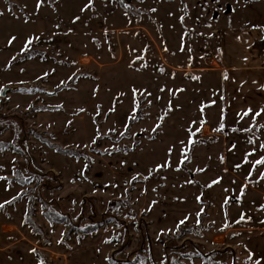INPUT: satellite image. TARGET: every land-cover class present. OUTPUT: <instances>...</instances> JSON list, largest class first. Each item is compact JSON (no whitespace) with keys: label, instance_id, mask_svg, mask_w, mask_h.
<instances>
[{"label":"rangeland","instance_id":"1","mask_svg":"<svg viewBox=\"0 0 264 264\" xmlns=\"http://www.w3.org/2000/svg\"><path fill=\"white\" fill-rule=\"evenodd\" d=\"M263 53L264 0H0V264H249Z\"/></svg>","mask_w":264,"mask_h":264},{"label":"crops","instance_id":"2","mask_svg":"<svg viewBox=\"0 0 264 264\" xmlns=\"http://www.w3.org/2000/svg\"><path fill=\"white\" fill-rule=\"evenodd\" d=\"M261 58L262 59H258L259 62L256 63V65H248L244 68H249L250 70L248 71V73L251 72V70H254L253 72L256 74V76H261L264 77V53L261 54ZM260 63V64H259ZM262 65V66H260ZM264 83V78H262L259 82H258V90L262 89V85ZM255 251H253L254 254H252V257H250V261L249 264H264V243H260L259 246L254 247Z\"/></svg>","mask_w":264,"mask_h":264},{"label":"snow or ice","instance_id":"3","mask_svg":"<svg viewBox=\"0 0 264 264\" xmlns=\"http://www.w3.org/2000/svg\"><path fill=\"white\" fill-rule=\"evenodd\" d=\"M14 39V38H13ZM28 43H31V40L28 41ZM248 113H245V115H247ZM256 115H260V113H257ZM256 164H264V159L261 160H257ZM0 207H2V205H0ZM181 223H183V221H181Z\"/></svg>","mask_w":264,"mask_h":264},{"label":"water","instance_id":"4","mask_svg":"<svg viewBox=\"0 0 264 264\" xmlns=\"http://www.w3.org/2000/svg\"><path fill=\"white\" fill-rule=\"evenodd\" d=\"M8 90H11V88H9V87H3V88L0 90V95L3 96V95L6 93V91H8Z\"/></svg>","mask_w":264,"mask_h":264},{"label":"trees","instance_id":"5","mask_svg":"<svg viewBox=\"0 0 264 264\" xmlns=\"http://www.w3.org/2000/svg\"><path fill=\"white\" fill-rule=\"evenodd\" d=\"M121 6L124 8L125 11H127V10H126V9H127V6H125V5H123V4H122ZM114 202H115V201H113V202H111V203H114Z\"/></svg>","mask_w":264,"mask_h":264},{"label":"bare ground","instance_id":"6","mask_svg":"<svg viewBox=\"0 0 264 264\" xmlns=\"http://www.w3.org/2000/svg\"><path fill=\"white\" fill-rule=\"evenodd\" d=\"M264 60V59H263Z\"/></svg>","mask_w":264,"mask_h":264}]
</instances>
